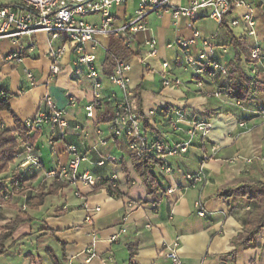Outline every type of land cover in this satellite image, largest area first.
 Wrapping results in <instances>:
<instances>
[{"label": "crops", "instance_id": "1", "mask_svg": "<svg viewBox=\"0 0 264 264\" xmlns=\"http://www.w3.org/2000/svg\"><path fill=\"white\" fill-rule=\"evenodd\" d=\"M191 1L169 0V5L184 6ZM241 1L253 9V36L244 32L241 17L246 9L233 6L227 20L239 19L235 27L218 26L205 12L197 18L201 19L199 22L182 17L177 24L170 13H151L148 16L150 30L138 35L136 43L131 44V49L136 50L144 37L153 36L157 40L158 56L148 59L145 65L131 56L126 58L131 59L129 75L134 109L155 132H149L150 138L156 137L170 144L186 138L183 133H173L167 125V118L174 109L182 110L189 120L207 121L211 125L203 141H194L186 153L166 157L172 168L170 174L162 173L159 167L152 170L160 187L154 195H150L146 184L132 172L124 139L113 140V144L122 150L115 163L98 167L96 162L100 156L89 150L84 168L100 176L116 174L120 196H111L106 188L91 190L83 185L56 190L59 181L48 173L69 162L67 146L76 145L85 153L95 143L96 130L109 133L107 123L100 122V116L106 103L112 102L111 94L117 92L107 81L113 65L101 48L96 49L97 67L104 84L102 93L106 99L95 120H89L82 107L92 100L91 81L84 66L73 64L75 57L71 47H66L61 59V72L52 79L48 77V53L61 46L63 38L51 40L45 32H37L18 37L16 42L0 39V89L9 94V105L16 117L21 122L35 117L44 109V96L49 95L58 109L67 112L70 124L66 135L58 139L51 135L48 125L40 126L35 142L38 165L20 172L24 180L23 191L3 203L0 235L2 228L18 215L27 213L31 220L18 224L4 242L6 251L0 255V264H170L166 253L175 239L180 243L178 254L182 264H264V229L256 236L254 245L238 244L236 238L243 229L239 218L248 207L242 198L230 201L218 195L226 188L264 182V117L259 113L264 108V93L257 94L250 103L239 104L223 94H213L214 91L222 93L220 86L226 84L224 77L204 76L201 87H197V77L191 71L192 81L182 80V87H165L160 75L161 64L166 61L170 75L181 79L182 72L187 70L182 67L184 52L175 42L190 39L195 31H199L203 37L215 35L217 57L227 67L237 54L241 59L240 69L264 83V0ZM15 2L0 0V5ZM128 5H131L130 14ZM123 8L122 16L118 8L113 9L117 23L133 17L137 0ZM232 37L245 43L246 54L230 46ZM101 45L108 47L109 43ZM254 46L259 48L260 63L252 64L247 55ZM13 52L20 54L19 61L6 58ZM26 71L33 74L35 85L29 84ZM69 98L74 99V106L69 105ZM148 111L154 112L151 118L146 116ZM0 119L4 128L14 129L13 118L8 112H1ZM74 126H80L81 132L74 131ZM110 138L108 135L106 141ZM215 145L219 150L213 153ZM98 151L100 155H106L101 149ZM22 156L19 153L9 163L3 177L13 175ZM44 156L54 160L51 167L45 166ZM122 165L131 172V185L126 183ZM200 168L204 172L201 181L187 178L188 175L195 178ZM39 187L51 195L45 197L41 205L34 206L32 199ZM75 191L83 198L75 197ZM199 199L207 211L206 217H199L194 210V202ZM25 201L27 205L22 210ZM228 203L233 207L230 208ZM82 204L89 208L100 207L92 213V223L84 222L86 210ZM88 249L94 254L90 261L85 252Z\"/></svg>", "mask_w": 264, "mask_h": 264}, {"label": "built area", "instance_id": "2", "mask_svg": "<svg viewBox=\"0 0 264 264\" xmlns=\"http://www.w3.org/2000/svg\"><path fill=\"white\" fill-rule=\"evenodd\" d=\"M134 0H16L15 4L0 5V39L9 38L16 42L18 37L29 36L37 32H45L50 39L63 38V44L56 49H50L48 56L50 59L49 75L54 78L61 72V59L65 55L66 47H71L74 54L73 64L84 66L87 69V77L91 81L92 100L84 105L83 111L89 120H95L96 113L104 106L105 99L102 93L104 84L97 67L96 49L101 48L105 54L108 47L101 45L95 40L96 35L115 37L121 39L124 44L133 52L131 57L145 65L150 58L158 56L157 40L153 36L144 37L137 44V48L131 49V44L136 43L138 35L147 33L149 28L148 16L151 13L161 15L170 13L174 23L177 24L182 17L195 20L203 12L210 19L214 20L218 26L235 27L239 19L227 20V16L233 6L244 7L246 13L241 17L245 24V34L254 35V21L252 19L253 9L241 0H193L187 5L172 7L169 0H137V8L132 18L117 23L113 14V9L133 3ZM98 16V20L89 21L88 17ZM215 35L203 37L199 31H195L190 39H181L175 42L184 52L182 67L184 70H191L197 77L196 85L201 87L202 78L226 77L227 67L217 57L218 46L214 43ZM174 46V45H171ZM251 59L260 61L259 48L254 46L250 52ZM7 59L19 61L20 54L10 53ZM131 60V59H130ZM129 59L113 58L114 66L112 72L107 75V81L117 92H113L109 97L114 105L113 115L107 123L109 135L113 139H124L129 154L137 158H142L148 153L156 154L161 163L159 170L164 174H170L172 168L167 164L166 157L176 156L186 153L194 141H203L209 133L210 123L207 121L189 120L180 109H174L167 118V125L173 133H183L186 138L178 143H167L161 140H152L144 128L142 116L134 109L133 91L131 87V64ZM260 63V62H259ZM160 72L162 85L182 87L183 82L178 77H172L169 73L168 62L163 61ZM254 67V66H253ZM255 69V68H254ZM253 68L252 72H255ZM25 77L31 86L35 85V79L30 71H26ZM215 96L222 95L219 91H214ZM44 109L35 117L23 121L27 129L45 124L50 127L52 136H65L70 129L67 119V112L55 106L51 96L45 95L43 99ZM69 105L74 106L75 101L69 98ZM260 115L264 117V108L260 109ZM153 111H148L146 116L151 118ZM184 126L186 128H184ZM240 126L243 124L240 123ZM73 130L81 132L80 126H74ZM98 141L82 153L76 145H68L67 152L70 160L67 164L61 165L48 173L49 176L66 183L68 186L76 187L83 185L91 190L97 188H108L109 185L116 187L117 175L110 176L95 175L89 169L79 170L82 162L86 161V152L94 151L100 156L96 166L103 167L106 164L115 163L117 157L112 154L100 155L98 147L106 145V138L101 137L102 132L96 130ZM86 138V134L84 136ZM32 147L25 145L22 159L15 167L16 171L22 172L31 165H38L39 158L32 153ZM219 150V146L212 147V152ZM203 168L193 176L187 178L193 181H201ZM18 180L14 182V192L11 196L4 194L0 200V209L7 199L17 192L23 191L22 173ZM171 192V190H168ZM74 196L82 199L79 191L74 192ZM22 205V210L26 207ZM86 210L84 222L92 223V213L100 210L99 206L89 208L85 204L82 206ZM65 208V207H64ZM194 210L199 217H206L207 211L203 202L199 199L194 202ZM125 230H122L124 232ZM179 240L175 239L167 248L166 258L170 264H182L178 254ZM88 255L87 261L94 256L91 249L85 251Z\"/></svg>", "mask_w": 264, "mask_h": 264}, {"label": "trees", "instance_id": "3", "mask_svg": "<svg viewBox=\"0 0 264 264\" xmlns=\"http://www.w3.org/2000/svg\"><path fill=\"white\" fill-rule=\"evenodd\" d=\"M223 26H225V22L223 23ZM230 46L234 48V50L240 49L246 54L245 51H247V47L242 40L232 37ZM250 52L251 49L249 55H247V59L248 61L250 60V63L254 64L255 61L251 59ZM132 55L133 52L121 39L113 37L109 42L106 59L113 66V58L126 59ZM240 62L241 59L239 55L235 54L232 62L228 67L226 66L228 70L225 77L226 84L221 85L220 88L225 97L234 99L239 104H247L252 102L257 94L264 93V83L244 73L240 69ZM111 72L112 70L109 74ZM9 99V94L4 89H0V113L8 112L14 121V129L9 130L3 127L2 120L0 119V200L4 194H8L9 196L12 195L14 192V182L20 178L19 171H16L15 169H13V175H11V177H3L2 174L7 172L9 163H11L19 153H23L25 145H30L33 149L32 153L37 155L38 151L35 148V142L39 137L40 131V127L38 126L34 127L32 130L25 127L24 123L21 122L12 112L9 105ZM138 100L139 98L136 97V101ZM105 107L104 113L100 116V122L102 123H108L113 115V103H106ZM144 128L148 134L149 132H153V129L147 120L144 121ZM153 133L155 134V132ZM63 137L64 136H57L56 138ZM154 139L158 140L156 137ZM128 158L132 172L141 182L146 184L150 195L156 194L160 187L152 170L158 167L161 163L159 157L154 153H148L142 158H137L134 155L129 154ZM122 172L126 183L131 185V172L125 165H122ZM21 181L23 185V178ZM6 184L8 185L6 186ZM67 187L69 186L66 183L59 181L56 190ZM107 192L111 196H120L118 185H116V187L109 185ZM49 195H51V193L45 192L43 187H39L36 189V195L32 199V203L34 206L41 205L44 198ZM218 195L226 200L231 199L230 201L235 198L244 199L245 206L248 207V209L245 210L239 218L243 229L242 232L238 234L236 241L243 246L254 245L256 236L262 229H264V182H259L257 184H242L226 188ZM228 204L230 208L233 207L232 203ZM30 220L31 218L27 213L21 214L18 215L13 222L2 228V233L0 235V255L6 251L4 242L11 237L18 224ZM131 256H133V251L131 252Z\"/></svg>", "mask_w": 264, "mask_h": 264}, {"label": "rangeland", "instance_id": "4", "mask_svg": "<svg viewBox=\"0 0 264 264\" xmlns=\"http://www.w3.org/2000/svg\"><path fill=\"white\" fill-rule=\"evenodd\" d=\"M123 7L124 6L117 7L118 10H120L118 12H120L121 16H122V11L124 9ZM130 12H131V5H128V14H130ZM97 17H98L97 15H95L94 17L90 16V17H88V19L92 20V21L93 20L96 21ZM196 20H197L196 22H199V20H201V19H196ZM111 39H113V37H106V36H101V35H96L95 36V40L98 41L101 44L109 43L111 41ZM140 41H142V40H140ZM181 76H182L181 80H185V81L190 80V81H192V77L193 76H192V72H191L190 69L187 70L186 72H182ZM108 135H109V133H102L101 137L106 138V137H108ZM98 139H99V137H96L95 143L98 141ZM113 140H114L113 138H110L109 140H107L106 147H101V148L98 147V149L99 150L101 149L104 153H106V155H107V153H110V154L114 155L115 157L119 158L121 156V154H122V150L120 148H117L113 144L114 143ZM86 161H87V159H86ZM86 161L81 163L79 170H83L85 168V165H86L85 162ZM44 162H45V166L46 167H51V165L54 162V160H51V158H49L47 156H44Z\"/></svg>", "mask_w": 264, "mask_h": 264}]
</instances>
